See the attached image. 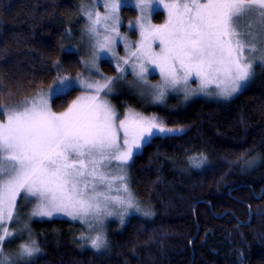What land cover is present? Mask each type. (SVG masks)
Here are the masks:
<instances>
[{
	"label": "snow or ice",
	"instance_id": "6c2138e0",
	"mask_svg": "<svg viewBox=\"0 0 264 264\" xmlns=\"http://www.w3.org/2000/svg\"><path fill=\"white\" fill-rule=\"evenodd\" d=\"M157 4L167 13L161 25L151 23ZM131 6V0H104L101 14L82 5L87 26L80 48L86 39L90 49L88 59L77 61L82 71L73 77L64 73V61H42L43 74H56L47 90L0 106V264H34L42 248L30 226L33 218L63 214L79 220L87 228L79 239L103 252L110 247L108 218L124 225L133 214L155 215L133 192L129 169L155 139H175L185 129L131 109L120 119L107 97L121 77L94 78L105 54L116 59L119 74L126 72L122 64L131 63L154 102L180 89L187 100L196 91L188 87L193 77L200 92L213 95L208 86L215 84L214 95L228 100L254 78L257 60L264 65V0H136L140 15L130 28H138L141 38L129 46L120 36L119 11ZM66 35L71 38V30ZM119 40L127 48L125 57L116 56ZM157 41L159 51L153 49ZM60 51L69 62L79 55L76 47ZM149 65L159 70L155 85L147 80ZM77 90L63 110H53L57 100ZM189 162L200 168L207 157L190 156ZM247 163L251 167L255 161ZM20 201L35 202L27 220L20 217ZM12 244L16 247L6 248Z\"/></svg>",
	"mask_w": 264,
	"mask_h": 264
},
{
	"label": "trees",
	"instance_id": "16d2710c",
	"mask_svg": "<svg viewBox=\"0 0 264 264\" xmlns=\"http://www.w3.org/2000/svg\"><path fill=\"white\" fill-rule=\"evenodd\" d=\"M83 1L0 0V106L52 83L56 74H43L42 61H64L71 76L82 71L80 57L66 61L60 48ZM121 14L133 19L136 10ZM163 19L154 13V22ZM100 66L115 73L107 61ZM78 92L57 100L53 110ZM160 119L184 134L155 139L130 168L134 193L155 215H132L121 228L111 227L110 247L100 253L79 247L78 223L33 218L42 248L34 264H264V65L231 99L195 98L162 111ZM201 153L207 163L193 167L189 157Z\"/></svg>",
	"mask_w": 264,
	"mask_h": 264
},
{
	"label": "rangeland",
	"instance_id": "374dc122",
	"mask_svg": "<svg viewBox=\"0 0 264 264\" xmlns=\"http://www.w3.org/2000/svg\"><path fill=\"white\" fill-rule=\"evenodd\" d=\"M135 4H136V0H131V5H132L131 8H134L136 10V16L133 19L125 20L121 14L122 8L119 11V17H120L119 32H120V36L127 38V42H128L129 46L139 42V40L141 38L138 28H130V24L134 26L138 16L140 15V11H139V9H137L135 7ZM82 5H87L89 8H94L95 10H98L101 14H103L105 11V9L103 7L104 0H84L82 2V4L80 5V9H81ZM154 7L156 9H158L156 12L163 13L164 19L161 23L154 22L153 15H154V13H156V12H154L152 14V17H151V23L154 25H161L166 21L167 13L163 9L162 5L157 4V5H154ZM86 26H87L86 17L83 16V14L81 13L80 10L77 13V15H75V17H73L68 22V24L66 25V32H68V30H71V38H69V36L66 35V33H65V38H66L65 46H67V47L71 46V47L79 48V55L78 56L80 57V59H81V57L88 59L89 52H90V49L87 47V40L86 39L83 41V43L85 44V47L80 48V44L82 42L81 31ZM153 49L156 51H159L158 41L153 44ZM115 53H116L117 57H125L127 55V48H126L123 40H119V42L115 45ZM105 55H106V59L102 60V61L109 62L116 69V59L112 56L111 53H107ZM102 61L99 62V74H96L94 76L95 79H101V74L103 77H107L110 79H115L118 75L121 77L119 80H117L116 84L113 86V92L107 97V99L109 100L110 104L113 106L115 111L117 112L120 119H123L124 114L129 109L136 111V112H139L144 116L150 117V116L155 115V116L160 118L162 111L163 112H172L175 109V106L184 107L189 102L194 100L195 98H204V99H208V100L227 101L223 98H220V97H217L214 95V93L216 92V85L215 84L208 86V91L213 93V95H205L203 92H200L198 90L199 89V81L195 77H193L189 81L188 87H189V89L196 90V91L192 95H190L187 100H185V98H184L185 97L184 90L180 89V90L175 91V92H172V91L168 92V94L166 95V98L163 102H154L153 97L150 94H148V92L145 89V86L142 84V82H140L138 80V78L133 73L131 63L128 65H123V64L121 65L122 67L126 68V72L124 74H119V73H117L116 70H115V73H113V74H106L105 72H103L101 70L100 65H101ZM262 66L263 65H261L260 62L257 60L256 66L254 68V73H255L257 67H262ZM148 68H149V73L147 74V80H148L149 85H155V84L159 83L160 82L159 70L155 69L154 65H149ZM73 77H75V76H73ZM47 88H48V85L43 87V89H45V90H47ZM35 93H33L32 95H30L26 98L33 96ZM79 94H80V91L78 92L77 95H79ZM26 98H23V99L18 100V101H22ZM15 102L16 101H14L13 103H15ZM13 103H11V104H13ZM11 104H9V105H11ZM59 111H61V110H59ZM0 119H3V117L0 116ZM129 180L131 183L130 169H129ZM140 204L142 207H151L152 208V206L150 204H146V203H142V202H140ZM34 206H35L34 201H28V202L20 201L19 214H20L21 219L26 220V217H28V214L31 212V210L34 208ZM152 210L154 211L153 208H152ZM133 215L142 216L138 213L133 214ZM130 216H132V215H130ZM129 217L126 218V221L128 220ZM53 218L65 219V220H68L71 222L78 223L81 226V231L78 234V237H80L82 232H87L86 225L81 224V222L79 220L73 221L71 218L64 216L63 214H58L52 218H47V217L39 218V217H37V219H53ZM9 227L14 228L15 225H10ZM111 227L121 228L122 225L119 223L118 219H116L115 217H110L106 221L107 233H109V230L111 229ZM15 247H16V244L6 245V248H15ZM79 247L89 248V249L95 251L94 249L90 248L86 243L82 242L80 239H79ZM106 251H103V252H106ZM98 253H100V252H98Z\"/></svg>",
	"mask_w": 264,
	"mask_h": 264
}]
</instances>
